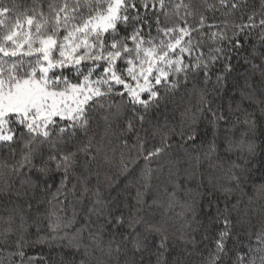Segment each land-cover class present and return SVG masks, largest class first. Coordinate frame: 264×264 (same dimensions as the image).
<instances>
[{"label":"snow or ice","instance_id":"obj_1","mask_svg":"<svg viewBox=\"0 0 264 264\" xmlns=\"http://www.w3.org/2000/svg\"><path fill=\"white\" fill-rule=\"evenodd\" d=\"M19 7L0 0V152H7L13 159L19 153L13 172L25 167L32 170L27 183L48 205L43 219L49 235L41 240H63L59 232L73 223L77 207L89 217L95 214L103 218L113 229L124 226L123 212L114 214L119 211V194L109 203L99 187L89 186L91 163L103 145L96 139L98 133L88 134L93 125L99 127L101 123L107 133L112 119H122L120 131L128 140L135 137L137 155L145 165L135 204L125 205L129 228L141 222L136 214L147 204L144 197L153 177L149 165L171 149L172 137L165 128L159 143L147 148L146 137L139 133L148 122V113L161 100L200 74L204 88L195 92V104L182 114L179 132L170 130L179 136L180 146L199 140L206 157L221 147L225 153L238 150L254 157L261 147L256 139L257 133L264 137V53L244 57L251 69L243 76L241 98L254 106L253 111L237 105L225 113L214 107V96L220 94L235 71L233 54L240 56L251 32L259 28L264 37V0L258 11L246 14V19L245 0H202L198 7L183 0H49L46 11L34 0L22 12ZM237 14L239 22L235 20ZM208 41L218 46L205 52ZM257 58L260 62L254 63ZM235 113L241 115L221 130V122L228 124V117ZM201 119L207 121L211 139L206 140L208 132L203 136L199 132ZM240 123L245 127L237 140L233 129ZM194 159L199 161V156ZM122 167L127 171L126 164ZM236 170L244 169L232 164L226 173L229 183H239ZM194 175V171L189 173V178ZM218 190L225 194L231 191L223 186ZM0 192L11 194V189L5 185ZM89 201L91 207L87 206ZM172 205L169 200L168 207ZM212 207L211 200L207 202L210 211L205 212L201 206L203 220L189 209L192 218L185 217L181 225L178 239L183 249L175 259L166 258L171 256L166 221L149 224L145 234L135 239V250L149 253L148 264H152L153 256L155 264H193L196 233L202 230L199 243L204 248L196 264H264V217L253 220L241 215L237 204L217 206L214 212ZM69 210L71 218L66 215ZM13 213L19 215L23 228V213L15 209ZM15 215H9L10 225ZM11 232L9 227L0 233V242L7 246ZM89 236L96 241V235L90 232ZM154 236L159 237L158 242ZM25 243L21 236L15 242L16 251L8 256L18 257L19 264L45 259L26 257ZM4 250L0 248V253ZM115 250H120L119 245ZM0 264H4L2 259Z\"/></svg>","mask_w":264,"mask_h":264},{"label":"trees","instance_id":"obj_2","mask_svg":"<svg viewBox=\"0 0 264 264\" xmlns=\"http://www.w3.org/2000/svg\"><path fill=\"white\" fill-rule=\"evenodd\" d=\"M3 2L9 6H20L18 10L22 12L26 7H31L34 0H3ZM38 2L43 5L46 11L49 0H38ZM174 2L178 3L179 0H174ZM183 2L185 4L190 2L193 6L198 7L202 0H183ZM208 2L211 3L212 0H208ZM245 4L246 7L243 9L245 19L247 13L253 10L258 11L261 8V0H245ZM181 13H183V9H181ZM206 14L212 15L210 12ZM216 16L220 18V13L217 12ZM239 19V14H237L236 22H239ZM262 40L264 37H261V30L257 28L244 42L245 48L241 50L240 56L233 54L231 62L235 66V71L227 79L220 94L214 96V107L219 106L225 113L230 107L236 109L237 105L242 109L254 110V106L250 107V102L247 99L242 100L241 98L243 76L246 74V70L251 69V63L245 64L244 57H248L249 53H254L259 57L261 53H264ZM216 46L218 45L208 41L203 51L207 52L208 47ZM259 62L258 58L254 61V63ZM219 67L220 65L217 64L216 68ZM258 76L259 73H257V78ZM202 80V74L198 75L194 81L190 79L186 87H180L174 94L161 100L159 105L147 115L148 122L144 124L143 130L139 133L141 137H146V147L151 148L154 144H158L160 133L164 132L165 128L169 130L167 134L172 137L169 141L172 147L159 160L153 161L149 165L153 170V177L144 197L147 204L136 214L141 222L134 224L132 228H129L127 223L129 211L125 205L135 204L136 190L142 182L141 169L145 165L137 155L135 137L128 140L121 134L122 119L110 120L111 128L107 133L101 123L99 127L93 125L88 134L91 136L93 133H98L96 139L103 145L102 151L97 154V159L91 163L89 186L99 187L103 198L109 203L119 194V211H115L114 214L119 215L123 212L126 222L118 230L106 225L103 218L98 219L95 214L89 217L86 212L77 207L73 223L59 232V236L65 237L63 240L58 239L54 242H49L47 239L41 240V237L47 238L49 235L47 221L43 219L48 205L44 203V197L34 194L27 183L32 170L25 167L19 172H13L12 166L20 159L19 153L13 159L7 152H0V188L8 185L11 189V194L0 192V233L9 227L12 229L8 245L0 242V248L5 249L0 253V259L4 261V264H10V261L11 264H19V258H10L8 253L16 251L15 242L21 236L26 242L23 248L26 257L45 258L37 259L33 261V264H82V262L83 264H132L133 261L139 262L141 259L144 264H148L149 253L136 251L134 242L138 236L142 237L145 234V228L149 224L162 221L167 222L171 245V256L166 258L173 260L183 249V244L178 237L184 218L187 217L189 220L192 218L189 209H194L197 218L203 220V216L200 215L201 206H204L205 212L210 211L207 208L209 200L212 201V212L217 206L223 208L225 204L228 207L237 204L241 215L247 214L253 220L264 217V143H262L264 137L257 133L256 144L261 147L257 148L254 157H249L246 153L238 150L225 153L222 147L216 154L206 157L203 154L204 149L200 147L201 141L197 140L194 144L180 146L179 136L173 135L170 131L175 129L176 132H179L182 114L186 108L195 104V92L204 88ZM212 80L215 81V75L212 76ZM208 87L211 88L212 85L209 84ZM239 115L241 114L235 113V115L229 116L228 124L221 122V130L234 123L236 116ZM197 127L202 136L208 132L206 140L211 139V132L206 120L201 119ZM244 127L242 123L236 124L233 129L235 139H240ZM125 140H127V144H125ZM197 156H199V161L194 159ZM133 158L135 162H132ZM245 160L249 162L244 164ZM234 163L241 165L244 169L243 171L236 170L237 175L240 176L238 184L236 182L229 183L226 178L228 169ZM124 164L127 165V171L122 167ZM193 171L194 177L189 178V173ZM220 186L228 187L231 191L227 194L222 193L218 190ZM169 200L173 201L171 208L168 207ZM154 201L156 203H153ZM29 203L31 208L28 207ZM86 203L91 207L90 201ZM14 209L16 213L22 212L24 215L23 228H21L19 215L13 213ZM10 214L15 215L11 225L7 222ZM66 215L71 218L72 211L69 210ZM232 217L235 221L236 212L232 213ZM102 225H104L103 228ZM90 232L97 236L95 242L90 238ZM202 235V230L196 233L198 243L191 257L193 264H196L200 259L199 252L204 248V245L199 243ZM2 239L0 237V241ZM154 239L159 241L158 236H154ZM117 245L120 248L118 252L115 250ZM208 247H211L210 243ZM205 255H207L206 251ZM152 264H155L154 256Z\"/></svg>","mask_w":264,"mask_h":264}]
</instances>
